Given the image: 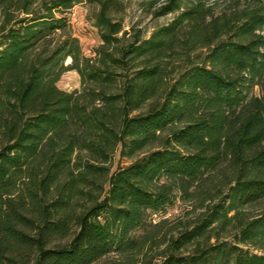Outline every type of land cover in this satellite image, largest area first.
<instances>
[{"label": "trees", "instance_id": "obj_1", "mask_svg": "<svg viewBox=\"0 0 264 264\" xmlns=\"http://www.w3.org/2000/svg\"><path fill=\"white\" fill-rule=\"evenodd\" d=\"M77 1L0 0V264H137L159 225L156 264H264V0H167L148 36L103 0L92 56Z\"/></svg>", "mask_w": 264, "mask_h": 264}, {"label": "rangeland", "instance_id": "obj_2", "mask_svg": "<svg viewBox=\"0 0 264 264\" xmlns=\"http://www.w3.org/2000/svg\"><path fill=\"white\" fill-rule=\"evenodd\" d=\"M103 0H79L70 9L65 12L69 18L70 31L79 38L83 52L88 55H94V50L101 44V37L98 28L95 26V16ZM119 3L118 8L111 11L116 19H120L128 30H140L142 34L148 36L152 30L158 25L169 23L175 13H169L162 16H155L154 12L161 7L167 0H116ZM215 0L211 1L213 3ZM227 4V0H217V10L223 9ZM1 24V15H0ZM68 62L70 60H67ZM58 86L64 90L71 91L76 88H81V77L77 70L65 71ZM135 158L121 157L119 150L114 153L111 170L115 171L120 166H125ZM191 205L188 202L177 200L164 215H155L153 223H158L160 219H167L162 228L167 229L170 225L177 224L180 220L191 217L189 214ZM153 229L158 231V238L152 246L146 247V252L137 256V264H156L160 257V225ZM164 230V229H163ZM150 260L148 263L145 258ZM119 256L107 258L101 261L100 264H105L111 260H120ZM144 259V260H143Z\"/></svg>", "mask_w": 264, "mask_h": 264}]
</instances>
